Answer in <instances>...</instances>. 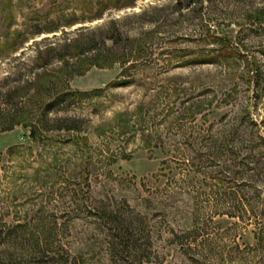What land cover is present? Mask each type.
<instances>
[{
	"label": "rangeland",
	"instance_id": "374dc122",
	"mask_svg": "<svg viewBox=\"0 0 264 264\" xmlns=\"http://www.w3.org/2000/svg\"><path fill=\"white\" fill-rule=\"evenodd\" d=\"M174 1L0 0V109L17 91V124L0 130V264H264V0L181 16ZM110 21L142 48L138 67L123 78L91 52L69 58L45 93L87 95L44 116L29 97L34 51L86 44ZM217 39L239 57L206 61ZM118 46L100 62L130 67ZM64 118L77 129L51 128ZM103 209L135 223L137 259L112 249Z\"/></svg>",
	"mask_w": 264,
	"mask_h": 264
},
{
	"label": "trees",
	"instance_id": "16d2710c",
	"mask_svg": "<svg viewBox=\"0 0 264 264\" xmlns=\"http://www.w3.org/2000/svg\"><path fill=\"white\" fill-rule=\"evenodd\" d=\"M204 1L206 0H175L171 8L173 11L178 13L179 16H181V12L183 10H186L187 12H194V9H196V7L198 5H201ZM253 14L255 20L258 23L264 24V7L257 9L256 11H254ZM94 32L95 33H93L92 36L89 37V40L86 44H79L78 40L69 39L66 43L64 42L60 49L46 46L41 50L36 49L34 51L32 57L33 80L29 82V97L34 101L43 100L42 102H44V105L42 107V111L44 116L47 112L51 110H56L60 104H63L65 102H71L74 101L76 98L80 99L87 95L85 93L80 92H71L69 89H67L66 93L63 92L60 95H55L54 97H50L45 93V85H51L53 83V80L63 77L64 72H66V69L64 68H67L69 58L72 57L78 60L79 57L91 52V56L93 57L92 61L97 66L102 65L106 67H111L113 66V64L116 63L121 65L123 68L121 69L119 76L123 78L129 76L127 74L130 68L138 67L139 54L142 48L138 44H133L128 38H124L122 40L116 22L110 21L103 28H99ZM150 32L153 33L156 32V30L152 29ZM208 36L211 37L212 40H216L213 39L215 35ZM218 40L219 39H217V41ZM107 42H109V45H107ZM116 45H120V47L118 46L120 49L129 48V50L133 51L132 53L135 54L132 58V61L130 60L132 62V64L129 65L130 67H125L128 61L124 59H111L108 61L106 59V61L100 62V60L104 56H115L117 50ZM217 46V49H213L209 52V55H207L208 58L205 59L206 61H229L236 57H239L238 50L232 46H227V43L223 42L222 39L217 42ZM120 54L122 58L123 53ZM52 60L61 61L63 63L64 66L62 68V74L61 72H57L56 74L49 73L48 67L51 66ZM37 70H40L41 72L38 73L36 72ZM255 73H258L257 69H255ZM43 83L45 84L43 85ZM129 83L130 81L127 80H118L116 82H113L112 86H126ZM16 95V89H10L7 90L3 96L9 107L7 106L6 109H0V112L4 113V115H2V119L3 122H5L0 129L1 131L11 130L17 124L15 121L16 115H14L12 107L13 105L11 103L12 99ZM44 96H46L45 98L47 99H43ZM25 97H27V94L24 96H20V98L22 99ZM53 123H55V125L51 127L53 130L69 131L77 129V126L74 125L75 120L71 118L55 119L53 120ZM30 136L32 138H35L36 136V129L34 127H31ZM100 211L101 214L96 216L97 218L106 221V223L104 224L105 230L107 231L109 237L115 242L114 244H112V249L117 250V252H119V257L123 258L122 260L128 261V259L130 258L137 259L138 248L135 245V241L133 239V234L135 232V228L133 225L135 223L120 217V215H118L116 211H110L108 209H103ZM131 253H133L134 255H131ZM147 260L148 259L146 258L142 259L138 257L139 264H142L143 262H148Z\"/></svg>",
	"mask_w": 264,
	"mask_h": 264
}]
</instances>
